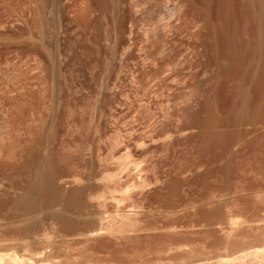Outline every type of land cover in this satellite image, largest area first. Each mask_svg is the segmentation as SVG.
Wrapping results in <instances>:
<instances>
[{
    "label": "rangeland",
    "instance_id": "obj_1",
    "mask_svg": "<svg viewBox=\"0 0 264 264\" xmlns=\"http://www.w3.org/2000/svg\"><path fill=\"white\" fill-rule=\"evenodd\" d=\"M263 246L264 0H0V264Z\"/></svg>",
    "mask_w": 264,
    "mask_h": 264
},
{
    "label": "bare ground",
    "instance_id": "obj_2",
    "mask_svg": "<svg viewBox=\"0 0 264 264\" xmlns=\"http://www.w3.org/2000/svg\"><path fill=\"white\" fill-rule=\"evenodd\" d=\"M111 1H112V0H111ZM113 1H114V0H113ZM115 1H116V0H115ZM117 1H119V0H117ZM115 3H116V2H115ZM117 4H118V2H117ZM117 4H116V5H117ZM113 5H115V4H113ZM40 165H41V164H40ZM125 165H126V164H125ZM125 167H126V166H125ZM39 168H40V167H39ZM41 168H42V167H41ZM43 168H44V167H43ZM123 168H124V166H123ZM46 169H47V168H46ZM48 169H51V168H48ZM48 169H47V170H48ZM47 170H46V171H47ZM41 171H43V170H41ZM41 174H42V172H40V176H42ZM51 174H52V173H51ZM51 174H49V171H48L47 173H45V178H46L47 180H45L44 177H43V178L41 177V179H39V177H37V179L35 180V184L38 185V186H39L40 184L42 185V180L44 179L45 181H47V183H45V184H48L49 186L53 187V185H54V184H53V183H54L53 180L55 179L54 177H55L56 175H55L54 177H52ZM37 176H39V175H37ZM43 176H44V173H43ZM33 177L35 178L36 176L34 175ZM53 178H54V179H53ZM44 180H43V181H44ZM52 184H53V185H52ZM41 185H40V186H41ZM55 185H56V184H55ZM43 186H44V185H42V187H43ZM56 186H57V185H56ZM41 189H43V188H41ZM47 189H48V188H47ZM44 190H46V189H44ZM54 190H55V189H54ZM56 190H59V189L57 188ZM60 190H62V187H61ZM81 190H82V189H81ZM32 191H33V190H32ZM63 191H64V190H63ZM76 191H77V189H76ZM76 191H75V192H76ZM83 191H84V190H83ZM54 192L56 193V191H54ZM54 192H52V193H54ZM57 192H59V191H57ZM84 192H85V191H84ZM62 193H63V192H62ZM62 193H61V194H62ZM64 193H65V192H64ZM82 193H83L82 191H77L76 197H77V198H78V196L81 197V196H82ZM85 193H86V192H85ZM86 194H87V193H86ZM58 195H60V194H58ZM74 195H75V194H74ZM49 196H50V195H49ZM51 196H52V195H51ZM72 196H73V195H72ZM84 196H85V195H84ZM26 198H27V197H26ZM40 198H41V195H40ZM73 198H75V197L73 196ZM32 199H33V198H32ZM32 199H31V200H32ZM43 199H45V198H43ZM55 199H56V198H55ZM68 199H69V198H68ZM80 199H81V198H80ZM86 199H87V202H88V198H86ZM33 200H34V199H33ZM75 200H76V198H75ZM78 200H79V199H78ZM82 200H84V199H82ZM22 201H23V200H22ZM53 201H54V200H53ZM70 201H71V200H70ZM72 201H74V200H72ZM72 201H71V202H72ZM43 202H44V201H43ZM67 202H68V201H67ZM75 202H76V201H75ZM25 203H26V202H25ZM25 203H24V205H25ZM31 203H32V202H30L29 204H31ZM69 203H70V202H69ZM19 204H20V203H19ZM27 204H28V203H27ZM86 204H87V203H86ZM31 205H32V204H31ZM35 205H36V203H35ZM27 206H28V205H27ZM38 207H39V205H38ZM34 208H35V207H34ZM35 211H36V210H35ZM263 247H264V246H263ZM255 250H256V249H255ZM255 250H254V252H252L254 255H256V254L259 255V254H261V253H264V248H263V249H258V250H256V251H255ZM250 254H251V253H250ZM245 255H246V254H245ZM245 255H244V256H245ZM241 256L243 257V255H241ZM247 256H248V255H247ZM11 258H12V257H11ZM238 258H240V257H238ZM1 259H2V257H0V262L2 261ZM3 260H5V259L3 258ZM9 260H12V262H13V263H16V264H19V263L21 262V261H20L17 257H15V256H14V258L9 259ZM2 262H4V261H2ZM224 262H225V260H224ZM227 262H230V261H227ZM5 263H7V262H5ZM2 264H3V263H2ZM7 264H8V263H7ZM221 264H222V263H221ZM224 264H225V263H224Z\"/></svg>",
    "mask_w": 264,
    "mask_h": 264
}]
</instances>
